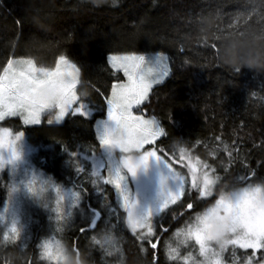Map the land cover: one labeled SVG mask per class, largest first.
Instances as JSON below:
<instances>
[{
    "label": "snow or ice",
    "instance_id": "1",
    "mask_svg": "<svg viewBox=\"0 0 264 264\" xmlns=\"http://www.w3.org/2000/svg\"><path fill=\"white\" fill-rule=\"evenodd\" d=\"M116 3L112 0L113 5ZM232 17L227 35L213 36L208 45L215 59L220 54L218 43L233 37L244 45L264 48V0H244ZM15 23L22 26L24 21L18 19ZM142 24L143 21L134 27L139 29ZM172 63L163 51H109L105 57L106 70L111 74L107 89L89 83V92L82 90L85 81L81 67L65 54L57 55L52 65L45 66L31 56L10 53L0 61V153H9L7 160L0 154V171L6 164L14 165L20 160L17 145L26 127L59 125L69 116L87 119L93 103L91 93H95L103 101L105 116L97 122L96 144L88 154L95 158L103 153L107 164H100L90 175L83 176L84 168L76 160L78 153L72 151L70 155L74 171L83 176L85 183L113 189L117 200L106 221L94 213L88 224L77 229L80 234L89 235L88 247L122 260L121 234L127 233L138 251L149 257L148 264H161V254L169 264H264V178L247 162L250 152L241 157L242 138L236 136L229 144L221 135L214 136L215 145L204 158L195 153L202 141H196L191 148L182 146V140L172 145L162 143L168 139L167 130L147 113L155 88L172 74ZM217 66L228 67L231 73L240 68ZM9 119L18 120L21 128L3 126ZM204 147L207 149L208 145ZM254 147L264 148V141ZM150 161L167 170L160 177L155 211L176 207L182 210L171 213L172 221L179 224L174 229L170 224L154 221L153 209L139 210L129 188L128 177L137 178L138 173L148 169ZM257 164L264 168V161ZM17 190L38 202L45 200L48 191L53 193L51 205L43 206L50 207L54 228L34 244L38 264H65L69 253L79 257L77 242L66 243L63 234L88 189L82 185L65 189L51 178L37 181L33 176L13 186L12 191ZM201 204L207 206L198 210ZM21 236L22 229L14 220L0 233V247L26 249L27 241ZM23 264L33 262L26 259Z\"/></svg>",
    "mask_w": 264,
    "mask_h": 264
},
{
    "label": "trees",
    "instance_id": "2",
    "mask_svg": "<svg viewBox=\"0 0 264 264\" xmlns=\"http://www.w3.org/2000/svg\"><path fill=\"white\" fill-rule=\"evenodd\" d=\"M243 2L117 0L113 5L112 0H0V61L15 52L50 66L57 55L65 54L81 67L85 81L82 90L91 92L89 83L106 91L110 82L111 74L105 66L107 52L163 51L172 58V74L155 88L147 109L148 115L155 116L167 130L168 139L162 143L172 145L182 140V146L191 148L199 140L203 143L195 153L207 158V152L215 145L214 136L221 135L229 144L239 136L243 140L241 157L250 152L247 162L264 178V168L257 164L264 161V148L254 147L264 141V48L251 43L244 45L233 37L218 43L220 54L215 59L208 46L213 36L227 35L232 14ZM18 19L24 21L22 26L16 25ZM141 21L139 29L134 27ZM230 39L235 42L231 57L224 48L225 41ZM217 64L240 68L231 73L228 67ZM91 99L92 115L87 119L69 116L59 125L44 123L24 129L29 143L36 148V164L57 184L64 188L82 185L88 189L63 234L66 243L77 242L80 256L69 253L65 264H148L149 257L138 251L127 233L121 234L123 258L118 261L104 256L98 248L88 247L89 235L77 231L89 223L94 213L101 221L110 218L113 202L117 200L113 189L96 188L83 180L91 172L85 158L96 144V122L105 116L101 98L91 93ZM3 126L21 128L20 122L12 119ZM72 151L78 153L76 160L84 168L83 176L74 171ZM9 195L7 178L0 177V233L11 226L2 219ZM52 198L46 195L44 201L33 203L22 223H17L28 247L24 250L0 247V264H23L26 259L38 264L34 244L54 228L50 207L43 206L44 203L50 206ZM206 206L201 204L198 210ZM173 211L182 210L169 208L156 222L170 224L173 229L179 226L172 221ZM172 242L175 246L174 237ZM160 259L161 264H169L163 254Z\"/></svg>",
    "mask_w": 264,
    "mask_h": 264
},
{
    "label": "rangeland",
    "instance_id": "3",
    "mask_svg": "<svg viewBox=\"0 0 264 264\" xmlns=\"http://www.w3.org/2000/svg\"><path fill=\"white\" fill-rule=\"evenodd\" d=\"M91 115L92 111H90L89 116ZM101 120L103 119H100L98 121ZM97 122L96 129L99 127ZM17 147L21 156L20 160L17 161L14 165L6 164L5 169L3 171H0V177H6L8 187L10 186V195L7 200L8 207L5 208L2 216L3 221L7 220L9 226L13 223L14 220L16 221V223L19 222L21 224V219H23L28 210L33 207L32 204L38 202L22 190L13 192V186H18L22 182L32 179L33 176H35V179L37 181L47 178H51L54 181V179L46 171H44L36 164V161L34 159L36 148L29 143L26 134L21 139ZM0 154L4 156L5 160H7L9 157V153L7 152V150H4V152ZM85 161L90 164L91 170L100 164H107L106 157L103 153L101 156H96L95 158H92L91 155H89L88 157L86 156ZM166 174L167 170L163 167V165H160L155 161H150L148 169L146 171H141L140 173H138L137 178H132L130 176L128 177L127 182L129 184L130 190L133 192L138 201V209L142 211L149 208L153 209L154 221H156V218L159 215L169 209H165L163 212L155 211L159 204L160 177ZM168 184L169 187H172L171 181H169ZM65 189L68 188L65 187ZM46 195L53 197V193L51 191H48Z\"/></svg>",
    "mask_w": 264,
    "mask_h": 264
},
{
    "label": "clouds",
    "instance_id": "4",
    "mask_svg": "<svg viewBox=\"0 0 264 264\" xmlns=\"http://www.w3.org/2000/svg\"><path fill=\"white\" fill-rule=\"evenodd\" d=\"M235 44L234 40H227L224 43V48L226 55H229L231 57L232 53L235 51L233 45Z\"/></svg>",
    "mask_w": 264,
    "mask_h": 264
}]
</instances>
